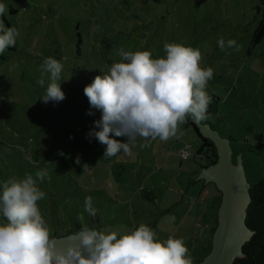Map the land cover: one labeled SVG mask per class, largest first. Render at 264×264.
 <instances>
[{"label":"rangeland","instance_id":"rangeland-1","mask_svg":"<svg viewBox=\"0 0 264 264\" xmlns=\"http://www.w3.org/2000/svg\"><path fill=\"white\" fill-rule=\"evenodd\" d=\"M0 2L7 7L0 23L15 26L20 32L16 45L0 54V186L11 176H35L46 168L50 179L38 181L46 193L38 204L53 238L78 231L81 213L89 227L132 229L138 227L130 224L134 212L137 210L138 217H143L148 211L136 201L129 208L119 201L124 194L131 195L124 179L133 175L136 165L128 167L129 161L135 163L136 156L149 166V171L157 158L169 150L179 155L172 159L178 164L174 172L164 168L157 177L174 174L177 179V192L169 198L173 202L166 204L174 208L160 225H148L157 227L154 230L160 240L184 237L192 259L204 258L212 249L222 192L211 182L207 205L198 209V203L191 204L187 210V205L182 204L185 192L197 197L200 190L199 184H190L194 174L188 169L196 165L193 155L187 160L180 156L188 143L195 146L192 152H196L199 138L193 127L181 124L183 135L178 138L166 142L157 139L146 148H141L143 141L138 140L131 154L104 157L106 145L89 135L102 113L91 107L84 88L101 69L106 71L120 60L117 53L121 48L149 50L154 58L165 55L166 42L200 48L202 66L214 70L207 91L221 99L219 114L211 117L209 124L229 141L231 164L239 167L241 162L245 180L252 186L264 178V35L259 42L254 41L264 15V0H206L199 6L195 0ZM221 38L235 39L240 50L222 51L218 45ZM49 56L64 64L59 82L65 99L60 102L44 103L48 80L44 86L37 83L40 65ZM90 111L93 114L89 115ZM151 154L155 161H151ZM180 165L186 170L175 174ZM197 168L200 174L204 167L199 163ZM143 169L139 176L135 174L137 180L143 176ZM164 186L167 189V183ZM130 189L134 190L133 185ZM87 196L93 197L95 217L84 212ZM142 196L137 200L147 201Z\"/></svg>","mask_w":264,"mask_h":264},{"label":"clouds","instance_id":"clouds-1","mask_svg":"<svg viewBox=\"0 0 264 264\" xmlns=\"http://www.w3.org/2000/svg\"><path fill=\"white\" fill-rule=\"evenodd\" d=\"M6 12L0 2V16ZM19 36L18 28L0 23V54L15 46ZM218 45L222 51L240 50L235 39L221 38ZM163 51L164 56L154 58L149 50L121 48L120 60L101 69L84 88L91 107L102 113L89 135L106 145L104 157L131 154L138 140L146 148L157 139L178 138L183 135L179 126L188 118L197 124L209 119L212 96L207 87L214 70L202 66L201 49L166 42ZM63 70L64 64L51 56L40 65L37 83L44 86L48 80L44 103L65 99L59 82ZM46 177L50 179L44 168L35 176H11L0 186V264H194L184 237L160 240L143 222L132 229L101 230L84 223V213L78 216L81 228L58 244L38 204L46 196L38 181ZM84 212L96 216L92 196L85 198Z\"/></svg>","mask_w":264,"mask_h":264},{"label":"water","instance_id":"water-1","mask_svg":"<svg viewBox=\"0 0 264 264\" xmlns=\"http://www.w3.org/2000/svg\"><path fill=\"white\" fill-rule=\"evenodd\" d=\"M197 125L203 136L214 142L219 153L217 162L203 168L197 179L203 177L206 183H215L222 192L212 249L200 264H234L238 257L244 256V244L254 234L246 223L247 209L252 201L251 184L245 180L240 156L238 157L239 167L231 164L229 141L221 138L218 131L214 130L209 123ZM65 238L55 239L62 245Z\"/></svg>","mask_w":264,"mask_h":264},{"label":"crops","instance_id":"crops-1","mask_svg":"<svg viewBox=\"0 0 264 264\" xmlns=\"http://www.w3.org/2000/svg\"><path fill=\"white\" fill-rule=\"evenodd\" d=\"M203 124H205V123H203ZM163 147L164 146L162 145L161 150L163 149ZM150 148L154 149L153 146H151ZM175 155H177L179 157L178 154H174V153L170 152L169 150L166 153H163L162 155H160L157 158V162H156L154 168L152 170H149V171L147 169L148 165L141 163L140 160H138V158L136 156L134 157L135 163H133L132 160L129 161L131 164L128 165V167H133V164L136 165V169L134 170V172H131L133 175L129 174V175H127V178L124 179L125 187H127V189L131 190V195L128 196L127 194H124V197H122V199H119V201L121 204L127 205L126 207H128V208L130 207V204L132 205L136 201V202H138V204H140L142 207L146 208L148 211V213L144 214L143 217H141V216L138 217V215L140 213L136 210L132 216L133 219L130 218L131 226H139V224L142 222L147 223V224H149V223L151 224L153 222L154 223L153 225H156V226L160 225L162 218L169 215L170 208H174V206L167 207L166 204L168 205V204H171L173 202L169 198H171L173 196L174 192L175 193L177 192L176 190H177L178 183L177 182L175 183V180H177V179L175 178V176L173 177L174 174H170V175L166 174V176L162 175L160 178L157 177V174H158V172L163 174L162 170L164 168H166V169L170 168L171 169L170 172L173 171V168H175L176 164H178V163H175L172 161V159H174ZM149 157H150L151 161L152 160L155 161L154 154H151ZM195 163H196V165L192 169H188V170L191 171V174H194V178L192 179L190 184H193V183L196 184L197 183L200 186L199 187V189H200L199 190V196H197V197L188 196L187 192H185V198L182 199V204L187 205V207H186L187 210L189 209L191 204L194 205V204L198 203V205H197L198 209L202 208L203 204L207 205V201L209 200V194H210L209 188L213 184L211 182L206 183V180L204 179L205 181H203V178L197 179L199 176V170L197 168V164L200 163L201 168H203L206 163L203 161H199L198 159H195ZM202 164H204V165L202 166ZM141 168H145V169H143V176H140V178H138V180H139L138 181L136 175L138 174V176H139V172H140ZM178 169L179 170H177L175 174H179V173L183 174V172L186 170L185 167H183V169H182L181 165ZM135 178H136V180H135ZM166 183L168 185L167 189L164 186V184H166ZM160 184H162V185H160ZM132 185L134 187V190L130 189L132 187ZM158 187H160V188H158ZM120 190H117V193H119ZM144 191L152 192V194L150 195L151 199H147V201L145 200V202L137 200V199H139V198L141 199V197H143L142 195H144ZM121 196H123V195L121 194ZM119 197H117V198H119ZM132 208H133V206H131V209ZM213 220H214V218H212L211 221L213 222ZM156 228H154V229H156ZM193 261L198 262L199 259H194Z\"/></svg>","mask_w":264,"mask_h":264},{"label":"trees","instance_id":"trees-1","mask_svg":"<svg viewBox=\"0 0 264 264\" xmlns=\"http://www.w3.org/2000/svg\"><path fill=\"white\" fill-rule=\"evenodd\" d=\"M204 1L206 0H195L197 6L201 5V3H203ZM263 35L264 15L255 30L254 41L256 43L259 42ZM81 41L82 37L79 39V43ZM80 49V45H78V52H80ZM209 95L212 96V103L210 104L208 109L210 119L211 117L217 116L219 114L221 99L216 94L210 93ZM209 119L201 123H209ZM184 124L192 126L199 138V145L196 148L195 154L193 153V158L205 162V165L202 164V166L204 165V167L215 164L218 160V153L214 142L210 138L203 136L199 126L197 125V123H194L191 118H188V120ZM193 147L195 146L193 145ZM250 193L252 201L247 209L248 213L246 217V223L249 228L254 231V234L252 238L244 244V256L238 257L235 260L234 264H264V178L251 186ZM151 194L152 192L150 191H144V197H146L147 199H151ZM214 229L215 228H213V230ZM200 259L202 260L203 257ZM200 259L199 262H201Z\"/></svg>","mask_w":264,"mask_h":264},{"label":"built area","instance_id":"built-area-1","mask_svg":"<svg viewBox=\"0 0 264 264\" xmlns=\"http://www.w3.org/2000/svg\"><path fill=\"white\" fill-rule=\"evenodd\" d=\"M194 149L193 145L188 143L185 145V147L180 151V156L183 160H187L190 158L191 155H193L192 150Z\"/></svg>","mask_w":264,"mask_h":264},{"label":"flooded vegetation","instance_id":"flooded-vegetation-1","mask_svg":"<svg viewBox=\"0 0 264 264\" xmlns=\"http://www.w3.org/2000/svg\"><path fill=\"white\" fill-rule=\"evenodd\" d=\"M214 185H215V183H214Z\"/></svg>","mask_w":264,"mask_h":264}]
</instances>
